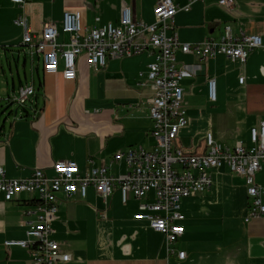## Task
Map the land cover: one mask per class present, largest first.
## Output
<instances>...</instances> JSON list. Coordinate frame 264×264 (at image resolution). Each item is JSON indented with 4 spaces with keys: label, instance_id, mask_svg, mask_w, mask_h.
Masks as SVG:
<instances>
[{
    "label": "crops",
    "instance_id": "1",
    "mask_svg": "<svg viewBox=\"0 0 264 264\" xmlns=\"http://www.w3.org/2000/svg\"><path fill=\"white\" fill-rule=\"evenodd\" d=\"M219 0L194 2L172 0L177 7L173 31L180 44L219 40L225 27L234 36L240 32L261 35L264 27V0H232L231 8ZM157 0H31L23 8L0 0V166L8 179H26L40 169L51 174L55 162H73L81 172L95 166H109L116 177L126 172L123 162L112 157L131 147H154L149 117L147 54L130 58H107L103 69L94 71L84 57L77 61L76 79L66 81L61 70L44 74L37 58L31 61L21 47L22 31L13 25L23 14L33 34L44 24L61 26L64 12H79L83 28L119 24L121 10L129 8L133 20L152 22ZM59 24V25H58ZM61 35L59 41L67 42ZM22 61V64H21ZM30 62V79L19 77ZM178 65L198 66L195 75L180 81L187 124L179 132L176 145L184 153L205 152V135L228 148L236 142L249 146V130L264 120V39L262 46L248 55L244 64L224 56L203 59L176 51ZM243 83L239 84V79ZM215 80L216 99L208 98L207 81ZM32 85L34 95L24 108L4 106L5 98L20 87ZM35 114V118L32 115ZM19 118H17V117ZM16 117V119H15ZM211 188L203 194L183 199L180 225L183 235L167 254L164 237L145 221L134 220L137 201L129 196L122 203L115 185L104 202L93 188L86 198L58 196V212L53 220L52 239L71 256L66 264H264V217L244 222L248 199L245 179L223 167L210 172ZM256 182L264 186V169ZM149 193L145 203H153ZM35 198L27 194L5 202L0 194V244L23 240L28 224L34 222ZM0 264H32L21 248L0 250Z\"/></svg>",
    "mask_w": 264,
    "mask_h": 264
},
{
    "label": "built area",
    "instance_id": "2",
    "mask_svg": "<svg viewBox=\"0 0 264 264\" xmlns=\"http://www.w3.org/2000/svg\"><path fill=\"white\" fill-rule=\"evenodd\" d=\"M31 0H9L10 4L23 8ZM182 11H188L192 3L203 0H188ZM218 4L231 8L232 0H219ZM177 7L172 0H157L152 9V22L134 21L129 8L121 10L119 24L107 23L99 28H83L79 12H64L61 26L44 24L39 34L30 30L21 13L13 25L22 31L21 47L27 57L40 62L44 74H56L61 70L66 81L76 79L77 61L84 57L94 71L106 66L107 58L121 59L147 54L152 62L147 66L145 82L149 87V117L152 123L151 136L154 147L146 150L131 147L113 155V164L123 162L126 172L113 177L109 166H95L88 160L89 169L81 172L73 162H55L47 175L35 169L26 179H8L0 166V194L5 202L16 196L27 194L35 198L32 210L36 220L28 224L23 240H5L0 250L17 247L29 252L32 264H66L71 256L63 252L52 239V223L58 212V196L70 199L78 194L86 198L93 188L105 202L115 185L119 186L122 203L129 196L137 201L138 213L134 220L147 222L149 228L164 237L167 254H176L178 260L185 259V252L175 253L173 245L183 235L184 228L181 202L183 199L206 193L211 188L210 172L223 167L245 179L248 199L245 223L264 217V186L256 182L257 173L264 169V120L249 130V146L236 142L233 148L217 143L213 136L205 135V152L200 155L186 154L176 145L179 132L187 124L183 109V90L180 81L195 75L198 66L178 65L176 51L212 59L224 56L231 62L244 64L248 55L262 46L261 35L240 32L234 36L230 27H225L219 40L207 39L201 43L180 44L173 31V19ZM61 35L67 42L59 41ZM243 78L239 79V84ZM208 98L216 99L215 80L207 81ZM34 95L32 85L20 87L15 95L6 97L7 106L24 108ZM17 117V116H16ZM15 117V119H16ZM18 118V117H17ZM35 118V114L32 115ZM19 119V118H18ZM153 193V203H145Z\"/></svg>",
    "mask_w": 264,
    "mask_h": 264
},
{
    "label": "rangeland",
    "instance_id": "3",
    "mask_svg": "<svg viewBox=\"0 0 264 264\" xmlns=\"http://www.w3.org/2000/svg\"><path fill=\"white\" fill-rule=\"evenodd\" d=\"M21 64H22V61H21ZM19 77H20L21 81H23L25 77L27 79H30V62L29 61H27L24 71L21 67L19 68ZM4 106H5V104H4ZM14 106L15 105L8 106V108L5 110V112H8L11 109V107H14Z\"/></svg>",
    "mask_w": 264,
    "mask_h": 264
}]
</instances>
